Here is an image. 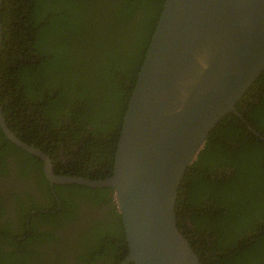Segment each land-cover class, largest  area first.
Here are the masks:
<instances>
[{
  "label": "trees",
  "instance_id": "trees-1",
  "mask_svg": "<svg viewBox=\"0 0 264 264\" xmlns=\"http://www.w3.org/2000/svg\"><path fill=\"white\" fill-rule=\"evenodd\" d=\"M162 2L1 0V112L16 136L51 156L57 172L90 178L111 173L122 114ZM235 108L264 135V69ZM59 153L69 154L73 166L59 167ZM10 170L20 179H35L40 161L0 129V176ZM40 180L46 192L41 175ZM54 189L61 204L54 211L48 191L45 231L28 230L24 216L14 228L0 222V264L120 261L127 245L112 188L55 184ZM20 192L9 190L14 197ZM78 204L91 217L79 229L75 219L67 221L78 214L72 209ZM174 211L200 264H264V139L234 112L208 131L185 168ZM13 232L24 237H1ZM19 250L22 257L16 258Z\"/></svg>",
  "mask_w": 264,
  "mask_h": 264
},
{
  "label": "water",
  "instance_id": "water-1",
  "mask_svg": "<svg viewBox=\"0 0 264 264\" xmlns=\"http://www.w3.org/2000/svg\"><path fill=\"white\" fill-rule=\"evenodd\" d=\"M1 4V0H0ZM0 21V46H1ZM264 69V0H163L148 38L104 178L55 174L47 155L7 126L16 146L44 161L50 183L110 186L127 253L117 264H200L178 229L175 199L208 131ZM239 115V114H238Z\"/></svg>",
  "mask_w": 264,
  "mask_h": 264
},
{
  "label": "flooded vegetation",
  "instance_id": "flooded-vegetation-1",
  "mask_svg": "<svg viewBox=\"0 0 264 264\" xmlns=\"http://www.w3.org/2000/svg\"><path fill=\"white\" fill-rule=\"evenodd\" d=\"M238 114H236V115L247 126L249 131H251L253 134L257 135L261 139H264V137H263L264 135L262 136L258 131L254 130L251 127V125L240 115L239 112H238ZM37 148H39V147H37ZM39 149L43 152V154L48 156L50 163H51V170L53 173H55V174H68V173H64V172H60V171L57 172L56 169H54L51 156L47 152L43 151L41 148H39ZM34 156H36L39 159L40 169H41V174L37 175L35 177V179L33 176L29 180L20 179L16 176V174L13 170H10L9 174H7V172H5L0 176V193L4 194L3 197L0 196L1 197L0 201L3 204V208L0 212V222L5 219L8 222V225H10V227L14 228L17 225L18 220L24 216L25 220H26L25 221L26 227L28 230H30V227L32 226V227H35L37 229H41L42 231H45V230H43V228H47V223H48V222H45V220H48L46 213L48 211H50L49 209H47L48 191L51 192V194L53 196V200L55 202V207L52 209L54 211H56L59 209L61 202H60L59 196L55 192V189H54L55 184H78V183H75V182H65V183H54V182H52V183H50L49 180L45 176L43 159L40 156H37V155H34ZM69 161H70V155L69 154H64V153L58 154L57 162H58L59 167H63L65 165L73 166L72 164L69 163ZM112 164H113V161H112ZM111 172H112V170H111ZM110 174L111 173H109L108 175H110ZM40 175L43 178V180L45 179V181L47 183L48 189L46 190V192H42L39 188L41 185H44L43 182L40 180ZM70 175H72V174H70ZM74 175H76V174H74ZM77 175L83 176V175H85V173H80ZM104 177H106V176H104ZM104 177H96V178L100 179V178H104ZM19 187L21 188L22 192L18 193L17 197H14V195L9 194L10 189H12V188L17 189ZM94 187H100V186H94ZM67 193H68V191H66L64 193V195H66ZM77 206L78 207H73L72 209L73 210L78 209V214L74 213V214H76L74 216L69 215L67 217V221L69 224H71L72 219H75L73 226H75V222H77V225H78L77 229H79V226L82 227L83 225H85L89 220H91V217L83 214V213H86L87 211H89L88 208L82 207V204H78ZM91 210L94 211V209H91ZM95 213L97 214V210ZM60 217L61 216H58V218H60ZM55 223H56L55 221H51L52 226H54ZM24 225H25V223H24ZM57 227H60V226H57ZM61 230H63V229H61ZM61 230H59V231H61ZM16 235H17V232H13L12 234H9V233H6L5 235L2 234L1 237L4 239L7 238V236H10V238H23L24 237V234L19 235L17 237H16ZM24 240H25V249L27 250L28 249V243H27L26 238H24ZM18 257H22L20 254V250H19V252L17 251V254H16V258H18ZM120 261H118L117 263H119ZM127 262L128 261L124 262L123 264H125Z\"/></svg>",
  "mask_w": 264,
  "mask_h": 264
}]
</instances>
